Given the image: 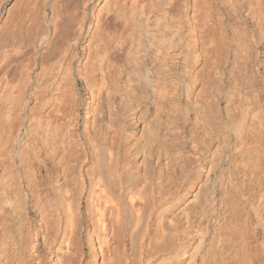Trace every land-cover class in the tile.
<instances>
[{
    "label": "bare ground",
    "instance_id": "bare-ground-1",
    "mask_svg": "<svg viewBox=\"0 0 264 264\" xmlns=\"http://www.w3.org/2000/svg\"><path fill=\"white\" fill-rule=\"evenodd\" d=\"M16 1L0 264H264V0Z\"/></svg>",
    "mask_w": 264,
    "mask_h": 264
},
{
    "label": "rangeland",
    "instance_id": "rangeland-1",
    "mask_svg": "<svg viewBox=\"0 0 264 264\" xmlns=\"http://www.w3.org/2000/svg\"><path fill=\"white\" fill-rule=\"evenodd\" d=\"M16 2V3H15ZM17 7V8H16ZM20 6H19V2H17L16 0H7V3L5 2V4L3 5V7L1 8V14H0V28H1V30H4V29H2V27H4V28H7V26L9 27L10 25V23H9V21H14V20H16V21H18V19H13V20H10V17H12L13 18V16L15 17V18H18L19 16H17V15H19L18 13H20ZM19 9V10H18ZM17 10V11H16ZM10 12V13H9ZM15 15H14V14ZM17 16V17H16ZM8 17V18H7ZM9 19V20H8ZM9 24H8V23ZM11 22V23H12ZM8 24V25H7ZM6 27H5V26ZM8 29V28H7Z\"/></svg>",
    "mask_w": 264,
    "mask_h": 264
}]
</instances>
